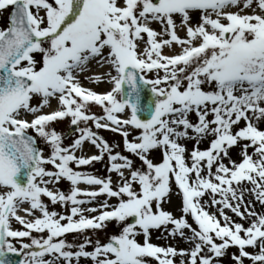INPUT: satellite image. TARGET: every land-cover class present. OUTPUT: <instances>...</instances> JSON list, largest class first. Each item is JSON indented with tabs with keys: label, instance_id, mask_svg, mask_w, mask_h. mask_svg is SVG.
<instances>
[{
	"label": "snow or ice",
	"instance_id": "snow-or-ice-1",
	"mask_svg": "<svg viewBox=\"0 0 264 264\" xmlns=\"http://www.w3.org/2000/svg\"><path fill=\"white\" fill-rule=\"evenodd\" d=\"M9 8L0 29V264H218L233 246V264H264V212L255 209H264V0H0ZM65 119V132L52 127ZM100 130L118 134L127 155ZM86 143L97 154H84ZM94 163L107 174L80 170ZM173 184L178 216L163 207ZM109 222L117 233L105 242L86 235ZM152 230L191 247L151 243ZM17 253L23 259L8 258Z\"/></svg>",
	"mask_w": 264,
	"mask_h": 264
},
{
	"label": "rangeland",
	"instance_id": "rangeland-1",
	"mask_svg": "<svg viewBox=\"0 0 264 264\" xmlns=\"http://www.w3.org/2000/svg\"><path fill=\"white\" fill-rule=\"evenodd\" d=\"M9 9L0 10V29H2V28L7 26L6 20H7L8 14H9ZM192 15H193V21L195 22L196 17H197V13L196 14H192ZM177 20H179L178 17H177ZM152 27H154L157 31H159V26L158 25L153 24ZM183 35H184V33L182 32V36ZM172 47L176 51H179V49H177L175 45H173ZM39 58L40 57L37 56V59H39ZM105 70H106L105 68L96 67V66H93L91 68V71L92 72H96V73H103ZM149 76H151V73H149ZM81 83H82V85H84L86 87L93 88L94 90L100 91V92L107 90V88L109 87V85L107 83L92 84V83H88L84 79H81ZM37 100H38V98H34L32 102L35 104V103H37ZM56 107H57V102H56L55 99H53L50 102V107H47V108L43 109V111L44 112H49V111L52 110V108L55 109ZM93 111H99V109L98 108H93ZM190 118L193 121L196 119V117L194 115H191ZM242 124H243V121L241 122V125ZM68 125H69V121L67 119H65V120H62V121H57L56 123H54L52 125V127H54L58 132L63 133V132H65L68 129ZM259 126L262 129H264V122H261ZM100 135H102L110 143L120 144L121 145L120 148L116 149V150H120L123 153L122 140H121V137L118 134H114L112 132H108V131L105 132L103 130H100ZM71 139H72V137L69 136L67 139L64 140V144L67 145L71 141ZM130 139H131V137H130ZM182 143H186V146L189 149H191V147L193 146L191 141H187V142L182 141ZM205 146H208V144L205 145ZM205 146L203 147V146L199 145L201 150L206 149ZM83 148H84V154H86V155H88L90 153H96V149L93 146H91L90 144L86 143L83 146ZM45 149L47 150V153H48L47 147ZM123 154L127 155V153H123ZM158 156H159L158 151L152 153V158H153L154 162H156ZM133 159L135 160V158H133ZM236 159H238V157ZM104 163H106V161ZM104 163H94L90 167L89 166H82V168L80 170L90 171V172H93L94 174H96L97 176H103V175L107 174L105 172V169H104ZM135 164H136V166H139L140 162L138 160H136ZM47 168H51V165H48ZM125 174L127 175V173H125ZM112 179H113L114 182L116 181L117 177H116L115 174H112ZM59 187L61 189H67L68 188V183H66L65 181H61L60 184H59ZM110 202L111 203H115V200H112ZM180 202H181V197L176 195V188H175V185L173 184L172 185V192H171V195H170V202L169 203H165L163 205V207L166 210L171 211L173 213V215L178 216L180 214L179 213ZM26 206H28V205L26 204ZM26 206H24V207H26ZM255 209H256L257 212H264V209H262L261 206L258 203L255 205ZM57 210H59V209H57ZM210 211H211V209H210ZM225 211H226V213L229 216H232V218L234 220H236L237 222H241L229 210L226 209ZM92 215H95V213H93ZM189 223H192L190 218H189ZM16 225L20 227V225H18V224H16ZM12 227L15 229L14 226H12ZM193 227H195L194 224H193ZM116 233H117V226H116L115 222H109L108 225H107V228L105 230L96 232L94 234L91 233V232H86V235H92L94 238L95 237H99L101 242L103 243V242L106 241L108 235L116 234ZM66 239L68 241H72L73 240V236L72 235H67ZM137 239H138V241L142 242V237H137ZM177 239H178V237L176 239H173L171 237L165 238L164 236H162L161 231L152 230L150 242L154 243V244H156L158 246L175 245L176 247H178L176 245ZM24 242H27V241L25 240ZM13 243L16 245L17 248L20 247L19 243H16L15 241H13ZM183 243L184 242H182V245H183ZM190 247H191V245L188 244L184 248H190ZM178 248H181V247H178ZM88 250H91V249H88ZM245 250L250 252V253L254 251V249L251 248V247H247ZM237 252H238V249L235 246L230 247L227 250L228 254H226L224 257H222L218 261V264H233V261L231 260L230 257H231L232 253H237ZM80 264H91V262L89 260H87V259H83L82 258L81 261H80ZM149 264H153V262L151 260H149ZM244 264H252V262L249 259L245 258L244 259Z\"/></svg>",
	"mask_w": 264,
	"mask_h": 264
},
{
	"label": "bare ground",
	"instance_id": "bare-ground-1",
	"mask_svg": "<svg viewBox=\"0 0 264 264\" xmlns=\"http://www.w3.org/2000/svg\"><path fill=\"white\" fill-rule=\"evenodd\" d=\"M249 152H251V149H249ZM229 155H231L232 156V158L233 159H236L237 158V149H235V148H232V149H230L229 150ZM225 163H227V161H225ZM232 217V216H231ZM233 219V218H232ZM234 220V219H233ZM182 240H180V238L178 237V239H177V243H176V245L178 246V247H181V248H184V247H186L188 244L187 243H183V245H182Z\"/></svg>",
	"mask_w": 264,
	"mask_h": 264
}]
</instances>
